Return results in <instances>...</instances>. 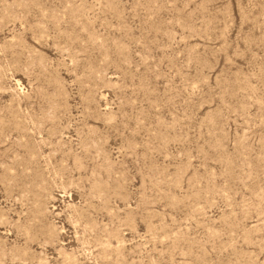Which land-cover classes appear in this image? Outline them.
Returning <instances> with one entry per match:
<instances>
[{
	"label": "rangeland",
	"instance_id": "374dc122",
	"mask_svg": "<svg viewBox=\"0 0 264 264\" xmlns=\"http://www.w3.org/2000/svg\"><path fill=\"white\" fill-rule=\"evenodd\" d=\"M0 264H264V0H0Z\"/></svg>",
	"mask_w": 264,
	"mask_h": 264
}]
</instances>
